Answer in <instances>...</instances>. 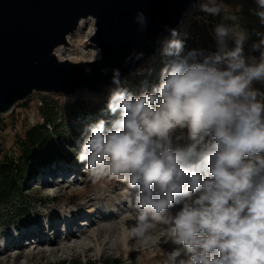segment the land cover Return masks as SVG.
<instances>
[{"label":"clouds","instance_id":"clouds-1","mask_svg":"<svg viewBox=\"0 0 264 264\" xmlns=\"http://www.w3.org/2000/svg\"><path fill=\"white\" fill-rule=\"evenodd\" d=\"M256 5L252 11L264 26V0ZM225 7L223 0H204L196 9L204 15L195 18L207 24ZM133 19L143 32L145 14ZM231 19L213 27L217 50L208 53L185 52L178 30L165 26L169 35L157 39L149 57L165 61L158 82L142 81L137 95L120 69H111L101 109L109 118L87 125L76 141L78 161L94 182L110 178L137 190L132 235L144 238L155 224L164 225L165 243L182 245L187 256L178 264H264V91L253 88L264 82V32L250 33L237 16ZM97 22L88 15L77 27L91 24L95 35ZM252 35L257 39L246 53ZM93 49V61L102 59V49ZM144 57L133 50L124 63ZM152 71L141 65L129 75ZM177 130L182 135L175 139L186 147L174 146ZM180 255L177 249L168 259L176 264Z\"/></svg>","mask_w":264,"mask_h":264},{"label":"rangeland","instance_id":"rangeland-1","mask_svg":"<svg viewBox=\"0 0 264 264\" xmlns=\"http://www.w3.org/2000/svg\"><path fill=\"white\" fill-rule=\"evenodd\" d=\"M202 2L204 0L198 2L196 7H193L189 11L181 29L178 30L180 33L179 38L185 40V52L191 49H203L206 53L215 52L217 47L213 35V27L219 23L232 24L231 18L234 15L239 18L238 22L240 26L247 29L250 33L253 29L264 32V26L259 23V17L252 11L257 7L256 3L252 0H223L226 7L219 15L208 16L209 22L207 24L195 18L198 15H204L196 10L199 3ZM92 37L93 26L91 24H85L81 29H77L71 35V47L69 46L68 55L65 58L71 57L77 60L78 63L83 59L89 60L88 56L94 50L91 49L92 44L87 40ZM256 39L257 37L252 35L247 41L245 45L246 53L252 42ZM228 44L229 47L234 46L232 40H229ZM164 63V59L159 55H156L154 61H150L148 58L142 65L153 69L151 75L147 73L143 76L128 75L126 76V86L138 95L141 91L142 81L147 80L149 84L158 82L159 73ZM105 92L103 91L102 94L96 95L85 91L76 97H72V95L34 92L26 101L18 103L11 113L0 116V163H4L5 161L16 163L19 160L22 153L21 143L25 140V133L43 122V118L45 117L43 114L45 112L44 105H48L52 109L51 115L55 118V126L51 124L48 126V130L50 134L56 135L54 139V155L56 159L54 158L51 164L37 165L32 169H30L29 165H24L21 175L24 181L19 186V199L14 198L0 207V239L8 231L9 225L28 223L30 220L37 218L40 211L44 208L59 207L60 204H67L69 202L74 205L78 202L76 198L71 197L74 192L67 191L68 186L73 191H76L82 188L85 183H95L85 171V164L78 161L79 148L76 141L81 138L80 134L87 125L102 117L109 118L101 112L108 95ZM183 134L186 135V130H184ZM181 135V130H177L173 137L174 146L179 144L186 147L185 140L177 141L175 139L176 136ZM27 163L30 164L31 162ZM63 165L67 167L76 165L80 169V175L72 176L70 173H64V178L62 179V177L58 176L55 181L56 183L48 185L41 183L44 177H47L50 173H54L53 169L56 166L61 167ZM57 173L58 170L54 174ZM43 174H45L44 177L42 176ZM58 174H61V172ZM44 179L48 180V177ZM109 179L105 178V180ZM47 187L52 188L47 189ZM58 239L60 240V238ZM153 239L160 240L161 238L155 236ZM153 246L154 243L150 245L149 249L153 248ZM130 249L131 253L123 251H106L101 253L98 251L84 256L67 250L55 253H40V248L37 247L35 250L28 248L23 251L22 258L15 260L14 256L18 250L16 247H12L8 254L0 257V264H61L63 262L68 264H103L105 261L115 260L121 264H142L143 260L140 254L147 248L132 246ZM179 250L181 251V258H176V264H178L180 259L186 258L183 255V246ZM166 251L169 252L167 248H163L160 250L161 253L153 255V258H150V260H153L154 263L156 261V264H172L168 263L170 261L168 259L170 253Z\"/></svg>","mask_w":264,"mask_h":264},{"label":"water","instance_id":"water-1","mask_svg":"<svg viewBox=\"0 0 264 264\" xmlns=\"http://www.w3.org/2000/svg\"><path fill=\"white\" fill-rule=\"evenodd\" d=\"M198 0H0V116L34 92L73 95L102 92L111 86V69L122 77L155 54L157 39L177 29ZM142 11L147 27L138 31L134 16ZM97 17L92 45L102 49L96 62L59 61L54 50L66 45L81 17ZM182 26H180L181 29ZM145 52L135 65H125L133 51ZM259 55V53H253ZM91 69L88 73L85 69ZM108 68L104 74L101 69Z\"/></svg>","mask_w":264,"mask_h":264},{"label":"bare ground","instance_id":"bare-ground-1","mask_svg":"<svg viewBox=\"0 0 264 264\" xmlns=\"http://www.w3.org/2000/svg\"><path fill=\"white\" fill-rule=\"evenodd\" d=\"M200 1L198 0V2ZM252 1L256 3V0ZM198 2L193 4L192 8L196 7ZM183 23L184 21L180 26ZM84 25L78 27V30ZM71 35L67 36L66 45L58 46L53 53L59 61L78 63L77 60L71 57L65 58L68 55L69 46L71 47ZM91 49L94 50L93 45H91ZM88 59H83L80 63L92 62L93 51H91ZM110 87L103 91L108 94ZM85 91L87 92V90H79L72 97H76ZM102 92L91 93L100 95ZM57 170L58 173L61 172L62 174H54ZM53 172L47 175L48 180L44 179L47 177H44L45 174H43L44 178L41 183L45 185L54 183L58 176L63 179L64 173H70L72 176H78L81 173L76 165L72 167L66 165L56 166ZM51 188L47 187V189ZM70 188L68 186L67 191L74 192L71 197L76 198L78 201L74 205L69 202L60 204L59 207L44 208L37 218L30 220L28 223L9 225L8 231L0 239V257L8 254L12 247L17 248L18 251L14 259L19 260L23 256V251L28 248L35 250L39 247L40 253H55L67 250L85 256L98 251L101 253L106 251L131 253L130 248L138 246L139 248H147L140 254L143 260L142 264H156V261L154 263L150 258H153V255L159 253L163 248L169 250V252L166 251L167 253L181 248L182 245L172 244L170 241L165 243L166 229L162 224L157 223L154 227H151L144 238H137L132 235L131 228L136 223L135 195L137 190L129 188L126 183L115 179L105 180L104 178L95 181V183H85L82 188L76 191ZM178 208L177 205L170 211H176ZM155 236H159L162 242L159 239H155V241L153 239ZM152 243H154V246L149 249ZM183 255L187 259L184 253ZM179 257L181 258V255ZM168 263L172 262L168 261Z\"/></svg>","mask_w":264,"mask_h":264},{"label":"trees","instance_id":"trees-1","mask_svg":"<svg viewBox=\"0 0 264 264\" xmlns=\"http://www.w3.org/2000/svg\"><path fill=\"white\" fill-rule=\"evenodd\" d=\"M43 122L25 133L21 143V156L16 163L5 161L0 163V207L12 199H19V186L24 181L22 169L29 165L32 169L37 165L51 164L56 159L55 134H50L48 126H55V118L51 115V107L44 105ZM44 150V151H43ZM27 162H31L28 164ZM68 264V263H61ZM103 264H121L119 261H105Z\"/></svg>","mask_w":264,"mask_h":264},{"label":"built area","instance_id":"built-area-1","mask_svg":"<svg viewBox=\"0 0 264 264\" xmlns=\"http://www.w3.org/2000/svg\"><path fill=\"white\" fill-rule=\"evenodd\" d=\"M253 88L264 91V82L254 81L253 82Z\"/></svg>","mask_w":264,"mask_h":264}]
</instances>
